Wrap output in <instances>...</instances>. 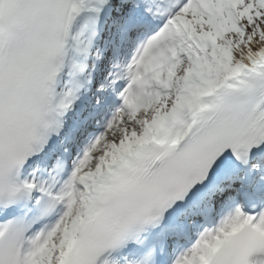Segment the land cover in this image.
Returning a JSON list of instances; mask_svg holds the SVG:
<instances>
[{
	"label": "snow or ice",
	"instance_id": "6c2138e0",
	"mask_svg": "<svg viewBox=\"0 0 264 264\" xmlns=\"http://www.w3.org/2000/svg\"><path fill=\"white\" fill-rule=\"evenodd\" d=\"M0 264H264V0H0Z\"/></svg>",
	"mask_w": 264,
	"mask_h": 264
}]
</instances>
